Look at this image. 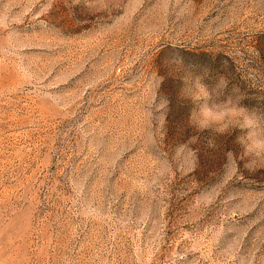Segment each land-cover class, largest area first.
<instances>
[{
  "label": "rangeland",
  "instance_id": "rangeland-1",
  "mask_svg": "<svg viewBox=\"0 0 264 264\" xmlns=\"http://www.w3.org/2000/svg\"><path fill=\"white\" fill-rule=\"evenodd\" d=\"M177 52L264 112V0H0V264H264V166Z\"/></svg>",
  "mask_w": 264,
  "mask_h": 264
},
{
  "label": "clouds",
  "instance_id": "clouds-1",
  "mask_svg": "<svg viewBox=\"0 0 264 264\" xmlns=\"http://www.w3.org/2000/svg\"><path fill=\"white\" fill-rule=\"evenodd\" d=\"M171 72L183 73V87L179 96L192 104L188 115V124L197 131L209 130V146L216 147L215 136L231 135L236 129V143L240 153L232 151L228 155L233 163L237 159L244 161V167L250 171L264 166V112L250 109L242 102L245 97L237 89L228 90V81L219 76L213 84L206 83L211 69L205 66L202 71H195V66L186 65L180 54L174 53L170 61ZM163 77L160 79L162 81ZM164 107L167 100L162 99Z\"/></svg>",
  "mask_w": 264,
  "mask_h": 264
}]
</instances>
